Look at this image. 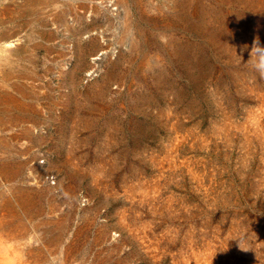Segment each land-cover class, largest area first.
I'll return each mask as SVG.
<instances>
[{"label": "rangeland", "instance_id": "374dc122", "mask_svg": "<svg viewBox=\"0 0 264 264\" xmlns=\"http://www.w3.org/2000/svg\"><path fill=\"white\" fill-rule=\"evenodd\" d=\"M0 201L26 263L264 264V0H0Z\"/></svg>", "mask_w": 264, "mask_h": 264}, {"label": "bare ground", "instance_id": "6f19581e", "mask_svg": "<svg viewBox=\"0 0 264 264\" xmlns=\"http://www.w3.org/2000/svg\"><path fill=\"white\" fill-rule=\"evenodd\" d=\"M3 206H5V202L0 201V210L2 209ZM3 214L4 213H2V211H0V264H34V263H26V260L23 258V255H22L20 249H18L19 247L16 250L14 249L15 251L11 257H7V253H8V251H10V243H9V240L7 239V237L10 234H8L5 231V229L7 228L5 226V224H6L5 223L6 222L5 215H7V214H5L4 216H3ZM6 230L8 231V229H6Z\"/></svg>", "mask_w": 264, "mask_h": 264}]
</instances>
